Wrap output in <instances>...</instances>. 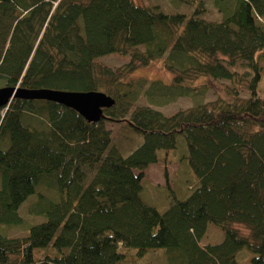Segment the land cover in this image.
<instances>
[{"label":"trees","instance_id":"obj_1","mask_svg":"<svg viewBox=\"0 0 264 264\" xmlns=\"http://www.w3.org/2000/svg\"><path fill=\"white\" fill-rule=\"evenodd\" d=\"M179 1L195 4L189 16L134 0H0L5 86L115 100L98 122L47 100L13 98L0 108V264H121L162 248L168 264H264V0H214L219 21L204 18L202 0ZM111 54L129 60L115 70L97 62ZM163 57L170 84L125 79ZM238 66L252 72L247 98L234 86L230 100L170 116L136 105L144 95L189 96L201 77L241 82ZM107 120L125 122L143 142L123 155ZM182 146L193 181L178 198L167 168ZM159 163L171 199L164 210L141 195L145 171ZM32 195L28 212L43 220L27 224L19 209ZM209 224L224 238L201 245ZM13 226L27 235L3 232ZM244 249L251 255L242 262Z\"/></svg>","mask_w":264,"mask_h":264},{"label":"rangeland","instance_id":"obj_2","mask_svg":"<svg viewBox=\"0 0 264 264\" xmlns=\"http://www.w3.org/2000/svg\"><path fill=\"white\" fill-rule=\"evenodd\" d=\"M138 4H145L146 6L158 7L160 10L168 13H184L190 15L195 4L181 2L179 0H134ZM203 5L206 8L204 18L210 21H219L222 19V13H220L214 4V0H202ZM164 59L160 58L151 62L147 66H142L125 76L126 80H133L138 78H144L149 82L153 80L161 81L165 84H170L172 81V74L164 68ZM129 60L128 56H121L118 54H111L97 60L98 63L103 64L111 69L122 68ZM260 65L262 69V80L259 85V94L264 97V53L260 57ZM241 76V82H231L228 80H215L209 77H201L198 80L190 83L191 87H196L197 92H192L189 96H176L173 99H169L168 96L158 95L153 98L144 95L136 103L139 106H149L151 108L161 111L166 116H170L179 110L192 107L196 103H206L215 101L217 99L230 100L231 96L228 94V88L236 86L239 89L240 97L247 98L249 96L245 83L252 77V72L244 67L238 66L236 68ZM5 86V83L0 80V87ZM106 127L111 131L112 141L117 145L123 155H129L135 148H137L143 142V135L140 132L135 131L125 122H113L107 120L105 122ZM184 148L181 147L180 152L174 156L173 161L168 165V184L174 191V194L178 198H184L190 192V186L192 184V177L189 173V169L185 163L180 162L178 156L183 152ZM142 198L150 204L155 205L161 210L169 207L171 199L166 189V178L164 177L163 164H154L148 167L145 171V178L142 182ZM42 190V189H41ZM36 196H30L20 207L19 213L23 216L27 224L40 223L43 218L35 217L29 214V206L36 200ZM244 233L246 229L242 225H237ZM3 232L10 237H24L27 235V231L24 227H8L4 228ZM223 231L209 224L206 233L201 240V245L216 244L223 240ZM43 249H36L35 256L39 258ZM48 252V250H44ZM251 255L246 249L241 251L238 255V259L244 262L247 257ZM121 264H168L166 259V249H157L148 252L143 258L133 260L132 257L122 261Z\"/></svg>","mask_w":264,"mask_h":264},{"label":"water","instance_id":"obj_3","mask_svg":"<svg viewBox=\"0 0 264 264\" xmlns=\"http://www.w3.org/2000/svg\"><path fill=\"white\" fill-rule=\"evenodd\" d=\"M13 98L47 100L71 108L88 122H98L104 109L111 108L115 100L101 91H69L62 89H26L18 86L0 87V108L8 106Z\"/></svg>","mask_w":264,"mask_h":264},{"label":"crops","instance_id":"obj_4","mask_svg":"<svg viewBox=\"0 0 264 264\" xmlns=\"http://www.w3.org/2000/svg\"><path fill=\"white\" fill-rule=\"evenodd\" d=\"M206 245V244H205Z\"/></svg>","mask_w":264,"mask_h":264}]
</instances>
